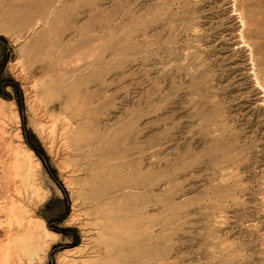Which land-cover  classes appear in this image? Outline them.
Returning <instances> with one entry per match:
<instances>
[{
  "label": "rangeland",
  "instance_id": "1",
  "mask_svg": "<svg viewBox=\"0 0 264 264\" xmlns=\"http://www.w3.org/2000/svg\"><path fill=\"white\" fill-rule=\"evenodd\" d=\"M11 248L264 264V0H0Z\"/></svg>",
  "mask_w": 264,
  "mask_h": 264
},
{
  "label": "bare ground",
  "instance_id": "2",
  "mask_svg": "<svg viewBox=\"0 0 264 264\" xmlns=\"http://www.w3.org/2000/svg\"><path fill=\"white\" fill-rule=\"evenodd\" d=\"M15 209H16V206H13V207H12V210H11V213H12L11 215H12V216H15V215H16V210H15ZM12 249H13V250H12ZM20 249H22V248H19V250H20ZM19 250H18V251H19ZM8 251H9V250H8ZM22 251H23V250H22ZM14 252H15V251H14V248H11V250H10L9 252H2V256H1V258H0V262H1L0 264H11V263L13 264V262H14V261H13V260H14V255H13ZM20 253L22 254V252H20ZM20 253H19V255H20ZM16 255H17V254H16ZM20 256H21V255H20ZM17 257H18V256H17ZM23 257H24V256H23ZM5 259H6V260H5ZM17 259H19V258H17ZM24 259H25V258H24ZM24 259H22V257H21V259H20V264H21V263L23 264L22 261H23ZM21 260H22V261H21ZM18 261H19V260H18ZM15 262H17V261H15Z\"/></svg>",
  "mask_w": 264,
  "mask_h": 264
}]
</instances>
